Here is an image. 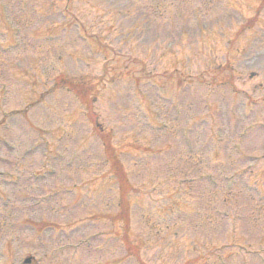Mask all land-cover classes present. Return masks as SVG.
Returning <instances> with one entry per match:
<instances>
[{
    "label": "rangeland",
    "instance_id": "374dc122",
    "mask_svg": "<svg viewBox=\"0 0 264 264\" xmlns=\"http://www.w3.org/2000/svg\"><path fill=\"white\" fill-rule=\"evenodd\" d=\"M263 3L0 0V264H137L113 242L104 246L121 223L107 218L118 204L111 179L91 183L109 175H97L106 168L85 117L91 102L116 149L139 147L117 152L143 191L132 193L129 208L130 236L142 243L145 264H264V224L252 229L248 218L249 228L238 232L243 250L229 245L226 218L220 226L212 212L202 217L189 185L151 190L172 181V167L185 166L180 159L195 161L180 156L189 143L222 154L223 146L237 145V166L264 153V8L256 14ZM53 79L84 101L59 90L22 114ZM253 177L247 180L254 184ZM179 190L188 204L175 225L163 219L175 206L160 199ZM263 203L253 210L264 212ZM234 204L250 203L238 197ZM144 221L151 229L142 232ZM163 231L174 235L173 251L164 249L171 240H153Z\"/></svg>",
    "mask_w": 264,
    "mask_h": 264
},
{
    "label": "trees",
    "instance_id": "16d2710c",
    "mask_svg": "<svg viewBox=\"0 0 264 264\" xmlns=\"http://www.w3.org/2000/svg\"><path fill=\"white\" fill-rule=\"evenodd\" d=\"M95 127H96V131L98 132V134L104 139L105 137L103 136L101 129L99 127V125H97L95 123ZM108 145V144H107ZM113 149L110 147V145H108V157H110V154L112 155ZM112 166H113V173L116 175L118 184L120 185V190H121V208H122V216L125 220V222H127V195L130 191V187L128 185V183H126V177L125 174L123 172L122 167L117 163V162H112ZM129 243V242H128ZM127 249L130 251L131 250V246L128 244ZM135 256L138 258L137 253L135 252Z\"/></svg>",
    "mask_w": 264,
    "mask_h": 264
}]
</instances>
